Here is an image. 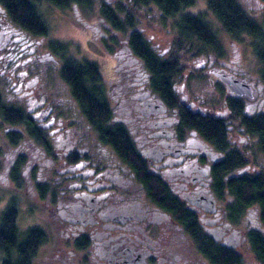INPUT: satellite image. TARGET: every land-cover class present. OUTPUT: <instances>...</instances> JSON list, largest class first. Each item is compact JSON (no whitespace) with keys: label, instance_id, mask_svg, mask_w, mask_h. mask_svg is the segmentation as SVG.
I'll list each match as a JSON object with an SVG mask.
<instances>
[{"label":"flooded vegetation","instance_id":"flooded-vegetation-1","mask_svg":"<svg viewBox=\"0 0 264 264\" xmlns=\"http://www.w3.org/2000/svg\"><path fill=\"white\" fill-rule=\"evenodd\" d=\"M84 26L106 39L103 27L88 21ZM52 41L48 33L36 34L13 21L0 3V76L15 96L8 102L23 100L30 121L5 123L4 132L16 127L10 131L21 135L8 144L25 142L36 153L44 193L55 210L52 228L66 238L57 250L71 245L82 253L77 261L82 264H223V248L241 255L240 243L252 253L248 228L264 233L257 207L249 205L241 221L230 218L232 196L222 186L225 176L216 171L224 153L188 123L191 112L230 116L225 98L224 111L210 113L199 95L191 99L184 84L175 83L184 109L166 104L151 91L147 72L128 48H103L115 59V75L106 82L102 76L111 120L126 132V138L104 140L84 122L69 85L58 75L62 61ZM216 58L198 63V69L214 75L226 95L243 98L249 113L264 109L262 84L241 75L238 65ZM133 62L135 70L128 71ZM214 72L244 81L249 95L228 92ZM25 154L15 155L12 163L28 161Z\"/></svg>","mask_w":264,"mask_h":264},{"label":"trees","instance_id":"trees-1","mask_svg":"<svg viewBox=\"0 0 264 264\" xmlns=\"http://www.w3.org/2000/svg\"><path fill=\"white\" fill-rule=\"evenodd\" d=\"M60 8L70 3H79L83 7L92 5V0H48ZM196 0H100L99 18L103 19L114 31L125 34L126 46L147 72L148 85L166 104H173L184 109L178 101L173 85L182 72L183 54L186 46H191L193 38L202 43L217 57L225 55L219 31L222 30L232 41L250 38L249 47L259 63L258 80L264 85V16L256 19L249 14L239 0H205V10L195 13L181 12V9ZM11 19L36 34H47L48 24L38 10L35 0H0ZM154 13V14H149ZM157 16L165 25H170L174 34L168 52L158 51L142 32L141 15L148 18ZM168 20H170L168 22ZM111 45L106 39L102 43L113 51L117 39L110 36ZM122 47L121 45L119 46ZM52 51L61 58L58 75L69 85L70 93L75 99L86 124L91 125L104 140L126 138L125 129L120 122L111 120L112 107L102 84V72L99 64L88 58L77 59L68 54L70 44L56 40L51 42ZM134 62L128 65V71L135 70ZM118 75V70H116ZM121 75H129L122 72ZM221 84V83H219ZM225 104L230 116H214L200 112L189 115V125L204 136L216 149L223 151L222 162L216 171L224 175L222 186L231 196L227 205L229 216L237 221L242 218L245 209L254 204L257 207L258 220L264 227V109L249 113L244 108V100L239 96L225 95ZM0 118L9 125L30 124L21 105L11 104L2 99L0 92ZM236 121L239 129L256 137L257 146L262 154V164L254 171L236 172L248 162L246 148L239 149L230 142V126ZM109 132V135L107 134ZM20 133L4 132L6 141L14 144ZM20 159L11 170L16 176ZM16 174V175H15ZM40 196L44 194L43 186H38ZM18 196L11 195L7 203L0 207V264H31L40 244L47 239L46 231L37 224L24 230L17 226ZM249 247L260 263L264 264V233L257 228H248ZM216 255V252H214ZM223 264H244L240 254H234L223 248Z\"/></svg>","mask_w":264,"mask_h":264},{"label":"rangeland","instance_id":"rangeland-1","mask_svg":"<svg viewBox=\"0 0 264 264\" xmlns=\"http://www.w3.org/2000/svg\"><path fill=\"white\" fill-rule=\"evenodd\" d=\"M88 1L85 0V4ZM239 1L249 14L256 19H262L264 16V0ZM35 3L48 24V39L68 42L70 44L68 54L77 59L88 58L96 61L101 69L103 81H109L115 75V59L112 55L104 53L103 48H105V45L102 43L103 38L100 37V32L90 35L92 30L84 26L85 21L94 22L107 32L106 42L108 45H111L110 36H112V38L117 39L113 46L121 45V50L127 49L126 35L110 29L108 24L102 18H99L98 6L100 0H92V5L89 7H83L76 2L66 8L57 7L48 0H35ZM198 10H205V0H196L193 4L182 8L181 12L195 13ZM215 27L219 31L226 53L223 56V60L238 65L243 72L241 75H246L250 79L259 82V63L249 47L250 38L245 36L241 41H232L218 22H215ZM140 28H142L144 36L150 40L158 51L168 52L170 50L174 34L170 25H165L160 20H157L156 14L153 17L150 15L149 19L141 15ZM210 58L218 60L210 50L202 47L200 41L193 38L191 46H186L184 51L182 61L184 65L179 78L176 80V87L183 83V92L187 93L189 98L194 99L193 95H199L198 100L204 103L206 110L210 113H221L224 111L223 101L226 95V88L219 84L214 75L202 68L198 69L199 65H197L202 61H208ZM55 64L57 66V63ZM52 72L53 70H51ZM262 89L264 94V85H262ZM0 92L3 100L9 101L11 99L15 101L13 92L5 87L1 76ZM19 104L26 110L27 104L23 100ZM0 125V207L7 203L11 195L18 196V214L16 218L18 228L24 230L30 225L37 224L47 233L46 241L39 245L31 260V264H82L80 262L77 263L82 253L71 249V245L65 244L64 251L57 250L59 241L66 238H64L63 234L54 232L51 224L54 220L55 210L48 202L47 192L40 196L38 191V186H42L44 181L40 175L39 168L41 167L34 160L36 157L35 151L25 142L11 147L5 141L4 128L6 124L1 118ZM231 126L230 139L231 141L233 140L232 143L239 145L241 149L246 148L248 150V162L240 171L257 170L262 164V154L258 149L256 137L254 135L247 137L236 125V121H233ZM15 128L11 127L9 129L8 127V130H16ZM24 151L26 152L24 158L27 156L30 159L20 162L21 164L18 165V170L15 172L17 175L15 174L16 176L12 177L11 170L16 163H12V159L15 155L24 153ZM242 224L248 225V220L242 222ZM67 239L70 240V238ZM244 247L246 245L243 243L236 247L241 253L244 263L258 264L252 253L245 250Z\"/></svg>","mask_w":264,"mask_h":264},{"label":"water","instance_id":"water-1","mask_svg":"<svg viewBox=\"0 0 264 264\" xmlns=\"http://www.w3.org/2000/svg\"><path fill=\"white\" fill-rule=\"evenodd\" d=\"M215 75L225 84L228 92L236 94H246L249 95L250 86L244 81H240L237 78H233L228 74H223L220 72H214Z\"/></svg>","mask_w":264,"mask_h":264}]
</instances>
